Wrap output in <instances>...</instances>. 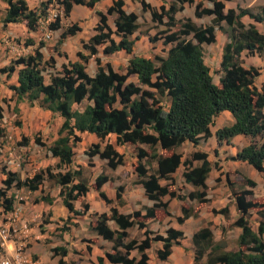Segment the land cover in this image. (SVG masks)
Instances as JSON below:
<instances>
[{
    "label": "trees",
    "instance_id": "obj_1",
    "mask_svg": "<svg viewBox=\"0 0 264 264\" xmlns=\"http://www.w3.org/2000/svg\"><path fill=\"white\" fill-rule=\"evenodd\" d=\"M3 1L7 6L3 17H0L3 27L25 23L28 30L34 32L40 21L46 19L52 3L62 5V17L67 19L75 5L93 10L102 0H47L37 10H30L25 0ZM230 1L171 0L167 7L163 4L154 8L145 0H139L142 11L150 13L151 25H163L167 29L162 32L165 35L162 45L169 46L164 51L165 55L146 58L134 54L139 39L137 34L146 33L140 30L138 15L124 11V0H113L105 13L95 11L98 22L94 35L87 42H82L86 55L79 52L78 60L63 64L59 70L55 69L53 56L44 59L40 52V49L46 48V43L40 40L32 54L19 57L0 69V74L6 75L7 79L17 74V84L8 86L17 104L26 100L29 107L36 106L62 119L57 138L47 147L51 157L57 160L55 172L47 168L33 177L21 179L16 172L1 170L5 175L3 188H0L2 213L13 210L14 197L9 194L13 187L37 192L44 182L60 188L58 196L63 207L75 217L86 215L89 205L83 203L81 208L76 209L74 202L84 199L93 188L100 200L111 205L112 201L101 191L110 180L106 174L97 176L94 186H91L80 177L79 171H73L70 167L75 162L74 148L81 142L78 134L94 135L100 141L114 136V143H106L102 150L99 145H95V150L87 153L88 157L99 156L106 161V167L113 171L123 162L122 155L115 147H135V184L142 186L144 196L153 205L144 207L143 213L123 214L112 207L109 215L97 212L91 214V231L113 244L114 253L104 254L105 259L98 258V264H105V261L109 264H149L148 251L153 241L162 243V248L155 252L157 260L166 261L172 254V248L180 246V241L184 239L183 232L176 228H169L166 237L153 236L146 229L158 211L167 209L164 198L182 199L178 194L181 188L173 177L179 168H184L180 175L184 183L195 189L187 198L197 200V205L192 210L181 208L182 216L177 218L178 224H183L191 217L197 218L208 206L209 188L206 180L212 165L207 161V155L196 151L184 159L179 149L186 142L197 146L210 138V127L222 112L230 113L233 123L215 131L216 142L230 144L236 136L248 137L249 144L231 160L246 163L264 175V83L258 89L254 82L260 75V69L254 66L246 68L242 61L244 51L250 54L264 53V34L259 33L255 25L242 22V18L247 16L256 23H263L264 5L258 7L256 12L241 7L226 9V3ZM205 2L211 7H206ZM185 5L194 8L197 19L212 17L210 23L202 26L189 18L177 20L176 14L183 11ZM110 17L113 18V29L109 26ZM61 21L58 15L47 25L49 31H61L56 44L46 48L50 53L59 55L58 47L66 39L81 32L77 23L63 28ZM217 31L225 34L229 41L222 48L219 84L214 83L203 55V46L216 42ZM148 40L153 44L155 38L149 37ZM24 45L28 47L35 44L27 38ZM99 47H103L105 56L117 52L129 55L125 72L114 71L110 63L102 64L98 57ZM90 61L97 70L93 77L87 74L85 67ZM48 69L53 73L47 83L43 73ZM132 75L137 77V83L129 82ZM14 112L19 110L15 107ZM3 115L4 109L0 105V122ZM6 135V131L0 128V156L4 145L1 139H5ZM27 143L24 145L27 146ZM35 143L38 144L39 140L36 139ZM141 146L147 147V150ZM194 162H200L201 165L193 166ZM229 181L227 187L234 197L233 207L237 218L229 224L231 216L227 207L217 213L224 217L230 227L241 230L237 250L224 251L214 241L213 232L203 227L191 238L194 264H199L203 258H206L203 264H264V200L261 203L248 200L253 193L246 188L256 187L252 180L244 178L239 182V192L234 189L236 183ZM121 192L123 188L119 187L116 192L119 207L125 204ZM40 201L51 205L53 200L41 197ZM254 210L258 217L257 230L252 228L250 221ZM109 221L114 222L118 230L111 229ZM135 226L145 230L146 238L142 242L135 239L127 241V231ZM57 250L61 251V256L67 255L64 248H53L51 251ZM132 251H137L139 259L131 256Z\"/></svg>",
    "mask_w": 264,
    "mask_h": 264
},
{
    "label": "crops",
    "instance_id": "obj_2",
    "mask_svg": "<svg viewBox=\"0 0 264 264\" xmlns=\"http://www.w3.org/2000/svg\"><path fill=\"white\" fill-rule=\"evenodd\" d=\"M25 1L30 10H37L40 7V4L42 2H46L47 0H25ZM112 1L113 0H102L96 5V7L93 10L87 9L80 5H75L72 9L70 16L67 19H64L62 17L63 7L58 3H52L50 9L47 11L46 19L40 21V25L38 29L34 32L28 30L25 23L8 24L7 26L3 27L2 23L0 22V69L8 66L10 62L18 59L19 57H24L29 54H32L37 47V43L40 40H43L46 43V48L53 47L56 44V41L58 40L61 31H49L47 25L49 22L54 21L53 17L55 14L61 17L62 19L61 25L63 28L73 23H77L81 28V32L77 33L73 37L66 39L58 47V51L61 53L60 55L58 53H53V52L50 53L46 48L40 49V52L43 54L44 59H47L50 55L53 56L55 60V69L57 70H59L63 64H67V62L69 61L74 62L78 60L77 54L79 52L86 55V52L83 51L82 49V42H87V40L94 35V28L96 27V24L98 22V19L95 15V11H100L105 13L106 9L112 5ZM127 1L128 0H124V7H123L124 11L127 13L133 12L136 15H138L139 17L138 24L140 25V30L141 29L146 30L149 27V24L151 23V16L149 11L143 12L140 3H138L137 0L134 1H136L138 4V11L130 10L127 8ZM235 1L237 0H231L230 2L226 3V9L241 7V8H249L255 10L256 12L258 7L264 5V3L258 4L260 0H240L242 2V5L238 6ZM162 5H163L162 3L160 4L158 2H156V5L150 4V6L154 8H159ZM186 7L188 8L190 6L185 5L184 9ZM6 8L7 6L4 3V1L0 0V10H1L0 17H3ZM177 14H176V19H177ZM187 18L191 19L196 25L204 26L210 23L208 22L207 24H200L199 21L203 18L197 19L194 16V8L192 15L188 16ZM210 19H212V17H210ZM64 21H68V24H65ZM242 22L245 25H249V24L255 25L258 32L264 34V22L256 23L247 16L242 18ZM109 26L112 28L111 24H109ZM137 35H139V39L134 47V54L149 58L150 56L145 55L146 51H140V49L138 50V44L142 43L140 47L142 45H147V48L153 47L152 46L153 44L150 43L148 40V38L150 37V30L144 34L138 33ZM27 38L32 39L35 45L26 47L24 45V42ZM228 42L229 41L226 35L220 31H217L216 42L214 44H211L214 46L217 45L218 48L220 49L219 56L218 58L215 59L216 65L218 66L217 72L219 74V78L222 75L220 69L222 48ZM205 46H210V45L203 46V55H205L204 54ZM102 49L103 47L98 48V57L101 59L102 64L110 63L112 65L113 70L118 72L119 66L115 68L113 65L114 62L109 59L116 58L117 56H119L122 57L123 60L126 62L124 66V68H126L128 64V59L130 58L129 55H126L123 52H117L115 54L105 56L102 53ZM154 51H156V49H154ZM102 57L106 59L105 62ZM215 57L216 55L214 56V58ZM242 61H243V66L246 68L250 66H254L260 69V75L255 79L254 82V85L259 89L261 85L264 83V53L250 54L247 51H244L242 53ZM204 62L209 67V69L212 70L211 66L207 63L205 56H204ZM85 67H86V72L89 76L93 77L96 74L97 71L96 66L92 61L88 62L85 65ZM128 80L129 82L132 83H137L138 81L137 77L134 75L130 76ZM214 83L219 84V79L217 82L214 81ZM16 84H17L16 73L12 74L9 79H7L6 75L0 74V105L4 109V111L7 112L12 111L15 107L19 110L20 118L22 121V126L18 129L19 133H22V135H24L25 137H30L32 131L31 124H34V126L36 127L40 125L39 119L31 117V115L33 113V110L38 111L40 110V108L36 106L29 107L26 100H23L17 104L16 97L14 96L13 92L8 88L9 85H16ZM262 111L264 113V108ZM41 114L46 119L49 118L50 120L49 125H51V130L50 128H47L46 130L43 129L44 134L46 132V133H50V135L52 136L49 142L50 144L57 138V131L62 123V119L58 116H52V114L48 111H43ZM217 117L227 119L228 120L227 125L233 123V119L230 113L228 112H222ZM227 125L217 126L216 130ZM28 130L30 131L27 132ZM210 131L212 136L208 139L213 140L215 139L214 137L215 131L211 130V127H210ZM78 135L81 137V139H84L85 135L90 137V139H94V138L97 139L94 135H90L86 133L78 134ZM11 144L12 143L8 142L7 144L3 145L4 149H2L1 151L2 155L0 156V162H3L5 164L7 171L16 172L20 175L21 179H24L23 177L24 170L21 167L24 161L27 159L26 153L33 154L35 153V150L28 146H25L22 149H14L11 147ZM185 144L189 145L188 142L184 143L183 145ZM248 144H249V138L241 135L234 137L231 140L230 144H226V143L219 144L216 142V140L210 143L208 142L207 148H203L201 143H199L195 147H193V145L190 144L191 145V148L189 150L190 153L196 151L205 153L207 155V161L210 162L212 165L211 172L206 180V185L209 188L208 199L210 200V206H209L210 209L213 207L218 210L219 208L228 204V202L230 201L229 199L230 191L226 186V183L228 180L234 179L235 177H239L241 180L244 178H248L253 182H255L256 187L254 189L246 188L247 190L252 191L255 194L254 196H256L257 190L261 191L264 194V175L255 171L252 167H250L246 163L231 160L232 157H235L237 153L241 149L246 147ZM41 149L36 152L37 154L43 153L45 155V159L44 161L40 162V165H43L45 163L44 166L47 167V165L49 166L57 163V160L51 157L49 151H45V150L42 151ZM118 151L120 150L118 149ZM91 163H93L96 167H100L95 160ZM87 164L88 162H86V160L85 162L75 161L70 167V169L74 171L77 169L78 165H82L83 167H86L88 166ZM200 165L201 163L198 164V166ZM215 165H217V168L215 167ZM95 166L94 168H96ZM62 170L66 171L68 170V168L67 169L62 168ZM100 171L101 170L97 171V173L98 174L101 173ZM182 172L183 170L179 168L176 171V173H174L173 177L179 178ZM28 177L30 178V176ZM218 180H220L219 181L221 183L220 185H217V183H219ZM224 180H226V183L224 182ZM54 189H57V187H55ZM101 191H104V189L102 188ZM37 192H30L28 190L25 192V188H20V189L15 188L11 190L10 194H12L13 197L16 194H19L24 198V200L17 202L14 200L12 212L2 213V210L0 209L1 212L0 231L5 232V235H2L0 233V247H1L0 252H2L3 255L9 257V256H13L16 250L19 249L20 247L25 248L26 245H28V247L22 253L24 260H26L27 262H33L32 259L30 258V256L32 255L33 257L34 256L37 257V259H35L34 261L35 264H44L45 262L42 259V256L40 255L41 251L39 252V248H38L39 244L34 242V238H41L43 236L41 234L36 236L35 233L37 231L32 229V225H38L35 223H38L40 221L43 212L51 213L50 214L51 221L57 219L58 217L55 214L57 213L55 212V208H57V206L59 205L58 204L59 202L57 201L60 200L55 199L57 197V194L56 195L50 194V198H52L53 200L51 205L40 201L41 197H38L39 201H37L36 200L38 195ZM57 192H59V190H57ZM125 192L128 197V199L126 198L127 204L124 206L125 208L128 205H134L137 207L141 205L145 207H150L152 205V202L144 197V190L141 185H136L135 187H130V188L126 186ZM94 195L95 194L88 193L85 198L90 204L89 212L93 211V209L95 208V206H93L94 204H97L98 206H100L101 204L99 201H95ZM137 203L140 204L138 205ZM60 206L61 207L59 208V210L61 211L60 212L61 214L65 215L66 213H68L67 210L62 205ZM134 209H138V208H134ZM121 213L128 214L125 212H121ZM179 214L180 213L178 212L175 215L177 216ZM230 214L232 217L231 222H233L236 217V212L234 211L233 207L230 208ZM183 225H185L184 227L186 228L188 227L190 228V226L192 227V230H190L189 232L185 230V228L183 230H181V228H178L179 230L184 232L186 241L190 240L193 234L203 227H208L214 234V241L218 244H221L222 246L226 245L227 239L229 238L228 236L223 237L221 235L222 227H226L227 225L222 215L217 214L214 216L212 211H207V209L201 211L197 218L187 219ZM215 228L217 229V232H214ZM240 233L241 230L239 228H234L233 234H234L235 242L238 239ZM224 250L228 251L229 249L226 247ZM175 251L178 254L181 255L184 254L181 248L173 247L172 254L170 255V260L173 259L175 255ZM188 257H190V254L188 255Z\"/></svg>",
    "mask_w": 264,
    "mask_h": 264
},
{
    "label": "rangeland",
    "instance_id": "obj_3",
    "mask_svg": "<svg viewBox=\"0 0 264 264\" xmlns=\"http://www.w3.org/2000/svg\"><path fill=\"white\" fill-rule=\"evenodd\" d=\"M137 1L139 3V0H137ZM145 1L151 5H153V4L156 5V2H158L160 4L162 3V4H165L166 7L168 6V2L169 3L171 2V0H159V1L158 0H145ZM235 2L238 6L242 5V2L240 0H237ZM262 3H264V0H260L258 2V4H262ZM204 4H205V6L211 7V5L207 2H205ZM127 8L130 10L138 11V4L134 0H128L127 1ZM192 12H193V7H188V8L186 7L183 12L177 14V20L183 21L188 16L192 15ZM112 20H113V18L110 17L109 22L113 26ZM210 20H211L210 17H205V18L201 19L199 22H200V24H207L208 22H210ZM64 23L68 24V21H64ZM144 30L145 29H141V32H148L150 30V37L155 38L153 45H152L153 47L147 48V45H142L140 47V45L142 43H139L138 44V50L140 49V51H146L145 55L150 56V57H154L155 55L164 56L165 55L164 51H166L167 48L169 47V46L164 47L162 45L163 39L165 37V35H162V32H165L167 30L166 27L163 25H151V23H150L149 27L145 31ZM174 30H176V29H172V31H174ZM153 48L156 49V51H154ZM219 53H220V49L218 48L217 45L216 46H214V45L205 46V49H204L205 55L204 56L207 60V63L212 68V70L210 69L211 70L210 72H211V75H212L215 82H217L219 79V74L217 72L218 66L216 65V62H215V59L218 58ZM215 55H216V57L214 58ZM103 60L105 62L106 59L103 58ZM109 60H112L114 62L113 65L115 68H117L119 66L118 72L124 73V69H125L124 66H125L126 62L123 60L122 57L117 56L116 58H111ZM52 73H53V71L50 69H48L47 71H45L43 73L47 83L49 82V76ZM144 88L147 89L146 87H144ZM43 111H42V109H40L38 111L33 110L31 117L39 119L40 125L38 127H36V126H34V124H31L32 131H31L30 137H25L24 135H22V133H19L18 129L22 126V121L20 118V113L19 112L15 113L14 109L10 112L4 111L3 119L0 122V128H3L7 134L5 136V139H1V142H3L4 145L7 144L8 142H10V143H12L11 144L12 148L22 149L26 146V145H24V143L28 142L27 146L31 147L32 149L35 150V153H33V154L32 153H26L27 159L24 161V163L22 164V167H21L24 170L23 171V173H24L23 177L24 178H26L28 176L33 177L34 174H36L40 171L46 170L47 168H51L52 170H54V172H55V170H57V168L55 167L56 164L49 165V166L47 165V167L44 166L45 163L43 165H40V162L44 161L45 155L43 153H40V154L36 153L41 148H42L41 149L42 151L43 150L48 151L47 147H48L50 139L52 137L50 135V133H46V132H45V134L43 133V129L46 130L47 128H50V130H51V125H49L50 124L49 118L46 119L41 114ZM227 123H228L227 119L217 117L213 121V124L211 126V130L215 131L217 126L227 125ZM29 129H30V127H29ZM29 131L30 130H28L27 132H29ZM36 139L39 140L38 144L35 143ZM215 140L216 139H213V140L207 139V140L201 141L200 143L202 144L203 148H207L208 142L210 143V142L215 141ZM108 142L114 143L115 137L109 136L104 141H100V140L95 139V138L90 139V137L85 135V138L81 139V142L78 143L74 148L75 153H76L75 161L85 162V160H86V162H88V164H87L88 166L83 167L82 165H78L77 169L74 171H79L81 173L80 177L83 179H86L91 186H94L95 179L97 176H99L101 174H106L110 180L102 188L104 189L103 192L105 193L107 198L112 201L111 205L108 206L102 200H100L97 193L95 192V190L93 188L90 190L89 193L95 194L94 199H95V201H99L101 203L100 206H98L97 204H94L93 206H95V208L93 209V211H91V212L88 211L87 214L82 216V217H75L69 213H66L65 215L60 213L61 211L59 210V208L61 207L60 205H62L61 199L58 196L59 192H60V188L57 187V189H54L55 187L53 185H51L48 182H44L40 191L37 192V194H38L37 198H36L37 201H39L38 197H50V194H53V195L57 194V197L55 199L60 200V201H57V202H59L58 203L59 205L57 206V208H55V212H57L55 214L58 217L57 219H55L54 221H51L50 220V214L51 213L50 212L49 213L43 212L40 221L38 223H35L38 225H32V229L37 231L35 233L36 236H38L39 234H41L43 236L41 238H34V242L39 244L38 248H39V252L41 251L40 255L42 256V259L45 262L44 264H98V258L101 257V258L105 259L104 254H107V253L113 254L114 253L112 251L113 244L111 242L104 241L103 239H101V237L96 236L91 231L90 226L93 224L92 220H91V214H93L94 212H97L98 214H102L104 212V213L109 215L110 209L112 207L117 208V210H119L120 212H125L128 214H132L133 212H137V211H140L142 213L144 212L143 208L145 206H142V205L139 207L134 206V205H128V206H126V208L124 207L127 204L126 198L128 199L127 194L125 192V187L128 186L130 188V187L136 186L135 176H134V167L136 166V163H137V159H136L137 150L135 147H132L130 145L116 146L115 147L117 152L120 155H122L123 162H122V165L118 166L117 169H115L113 171L106 167V161L100 159L99 156L96 155V156H93L92 158L88 157L87 153L94 151L95 145H99L100 150H102L104 145ZM188 144L189 145H187V144L182 145V147L179 149V152L183 155L184 159L189 158L190 155L194 153V152H192V153L189 152L192 144L191 145H190V143H188ZM193 147H195V146H193ZM141 148H144L145 150H147V147H145V146H141ZM2 149H4V148L2 147ZM118 149L120 151H118ZM38 155H39V157H38ZM94 160L96 161L97 164H99L100 167H96L93 163H91ZM199 163L200 162H194L193 166L194 165L198 166ZM94 166L96 168H94ZM152 166L155 167V165H152ZM152 166H151V168H152ZM215 167L217 168V165H215ZM2 169L6 170V166L3 162H0V188H3L2 181L5 179V175H3V173L1 172ZM180 169L183 170L184 168L181 167ZM99 170H101L100 171L101 173L98 174L97 171H99ZM177 178H175L176 184L178 187L181 188V190H178V194L180 197H182V199L181 200L169 199L168 197L163 199V202L168 204L167 209L165 211H162V210L158 211L156 218L153 221H151L150 223H148L147 228H146L147 230L151 231L154 234L153 236L159 235L162 237H166V231L169 228H176V229L181 228V230H183L185 228V230H187L188 232L190 230H192L191 226H190V228L184 227L185 225H183V224L185 222L181 225L178 224L177 218L182 216L181 208L184 207V208H187L189 210H192L197 205V200H192V199L187 198L188 194L194 192L195 189L192 186L185 184L181 177H179L178 179ZM219 181L220 180H218V182ZM230 181L236 183V188H234V189L236 190V192H239L241 189L238 188L239 186L237 184L239 182L243 181V179L241 180L239 177H235L234 179H230ZM224 182L226 183V180H224ZM220 184H221L220 182L217 183V185H220ZM226 186H228V183H226ZM119 187L123 188V192H121L120 194L122 196V199L125 201V204L121 207L118 206V201L116 199V192H117ZM12 189H15V187H13ZM11 190L9 191V194H10ZM57 190H59V192H57ZM26 191L27 190L25 189V192ZM63 191H64V189H63ZM254 195L255 194L253 193L252 196H249L248 200H250L253 203L263 202L264 194L261 191L257 190L256 196H254ZM85 198L74 202V206L76 209L81 208V205L83 203H87L89 205V210H90V204L88 203L87 199H85ZM207 198H208V194H207ZM233 198L234 197L231 196V194H230V197H229L230 201L228 202V204L219 208L218 210L213 208V207L211 209L209 208L210 200L208 199L209 203L205 209H207V211H212L214 216L219 214L217 212H219L220 210H222L225 207H227L229 212H230V208L233 207V204H234ZM137 204L139 205L140 203H137ZM152 205H153V203H152ZM134 208H138V209H134ZM233 209H234V207H233ZM234 211H235V209H234ZM178 212L180 213L179 214L180 216L175 215ZM0 215H1V212H0ZM230 216H231V214H230ZM236 218H237V213H236L235 219ZM257 218L258 217L256 215V211L255 210L252 211L250 221H251L252 228L254 230H257ZM231 219H232V217H231ZM231 219H230L229 224L233 223V222H231ZM139 220H141V218H139ZM226 224H227L226 227H222L221 235L223 237L228 236L229 238L227 239V243L225 246H222L221 244L220 245H221V248L223 250L227 247L229 249L228 251H235V250H237V240L235 242L233 232H234V228H236V227H230V225H228V222H226ZM108 225L111 229L118 230V227L114 222L109 221ZM127 232L129 235L127 238V241L135 239L138 242H142L146 238V236L144 234L145 230L144 229L140 230V229H138L137 226H135L132 229H129ZM214 232H217L216 228L214 229ZM183 234H184V232H183ZM153 236H150V238H153ZM263 239H264V237H263ZM27 247H28V245H26L25 248L23 247V251ZM174 247L181 248L183 250L184 254L181 255L175 251V255H174L172 260H170V257H169L166 261H159L156 258L155 252H156V250L162 248V243L159 241H153L152 247L148 251L149 264H194L193 245L191 244V239L186 241L185 236H184V239L182 241H180V246H174ZM53 248H64L67 251V255L65 257L61 256L60 250L52 252L51 250ZM0 254H3V253L0 252ZM189 254H190V257H188ZM131 256L139 259V254L137 253V251H132ZM30 258L32 259L33 262L35 261V259H37V257H35V256L33 257L32 255L30 256ZM205 259L206 258H203V260L199 261V264H203ZM105 264H109V263L107 261H105Z\"/></svg>",
    "mask_w": 264,
    "mask_h": 264
},
{
    "label": "built area",
    "instance_id": "obj_4",
    "mask_svg": "<svg viewBox=\"0 0 264 264\" xmlns=\"http://www.w3.org/2000/svg\"><path fill=\"white\" fill-rule=\"evenodd\" d=\"M56 16L58 15L55 14L53 19H55ZM14 200L17 202V201L24 200V198L21 195L16 194L14 196ZM0 233L2 235H5L4 231L2 232L0 231ZM22 253H23V247H20L19 249L16 250L13 256L8 257L3 254H0V264H35V262H27L26 260H24Z\"/></svg>",
    "mask_w": 264,
    "mask_h": 264
}]
</instances>
